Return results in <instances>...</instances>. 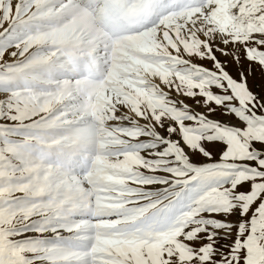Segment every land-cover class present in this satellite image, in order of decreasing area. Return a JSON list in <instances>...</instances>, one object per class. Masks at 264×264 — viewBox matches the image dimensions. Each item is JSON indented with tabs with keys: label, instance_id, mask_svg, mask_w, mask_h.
<instances>
[{
	"label": "snow or ice",
	"instance_id": "6c2138e0",
	"mask_svg": "<svg viewBox=\"0 0 264 264\" xmlns=\"http://www.w3.org/2000/svg\"><path fill=\"white\" fill-rule=\"evenodd\" d=\"M84 29L157 107H77ZM0 264H264V0H0Z\"/></svg>",
	"mask_w": 264,
	"mask_h": 264
},
{
	"label": "rangeland",
	"instance_id": "374dc122",
	"mask_svg": "<svg viewBox=\"0 0 264 264\" xmlns=\"http://www.w3.org/2000/svg\"><path fill=\"white\" fill-rule=\"evenodd\" d=\"M70 21L71 19L66 20L65 23ZM77 37H81V39L77 38L71 40L70 44H80L77 43L79 40L82 44H86L89 49L79 52L75 51L74 53L67 50L66 45L61 46L59 49V55L61 56L62 61L67 63V66H64V69H67L68 71L70 70V73L72 74L69 77V80L71 81L70 83H66L65 81L64 83L66 84H64L63 81L61 82L63 86L70 89L71 93H75L73 99L76 105L79 107L83 106L88 110V113L91 114L97 104V97H99L101 100H105L107 105H110L117 110H119V106L123 104L127 109L125 115L132 117L133 120L136 119L134 112L139 114L141 107L144 109V114L147 115L150 108L158 106L160 101L154 96L144 93L141 88L137 87V85L141 80H146L154 88L163 90L159 77H165L166 79L171 80L172 77L170 74L161 73L159 68L154 66L142 67L139 71H136L135 67H133L132 71L125 78L127 86L125 87L123 84L119 85L120 92L119 95H117V93L112 90V86L107 83L114 71L113 57L111 58L110 56H107V54L99 55L101 52L98 51V46L101 45L104 40V38H101V33L98 30L92 32L83 30L82 32L77 33ZM113 43H108L111 44V48ZM91 50L93 52V57L91 55L92 60L88 58L90 56L87 58L82 56H86ZM110 53H112V51H110ZM167 54L165 48L160 49V55L163 56ZM85 69H88V71L84 72ZM150 91L151 89H149V92ZM83 114L84 113H81L80 115ZM80 115H74L71 119L79 120ZM141 123H143V121H141ZM109 124L110 121L106 117L104 127H109ZM53 145L54 144L50 146L55 147V145ZM47 153L50 154V156L57 154L55 149H52ZM47 153H44V155ZM42 159L45 161L44 157Z\"/></svg>",
	"mask_w": 264,
	"mask_h": 264
},
{
	"label": "bare ground",
	"instance_id": "6f19581e",
	"mask_svg": "<svg viewBox=\"0 0 264 264\" xmlns=\"http://www.w3.org/2000/svg\"><path fill=\"white\" fill-rule=\"evenodd\" d=\"M71 23H72V21H70V22H67L66 24H69V25H71ZM84 31H87V32H92V31H94V30H90V29H84ZM95 31H97V30H95ZM100 33H101V38H104V40H103V43L101 44V45H99L98 47H99V52H101V54L99 53V55H102V54H107V56H113L112 55V53H110V51H111V44H108V43H113V41H112V36L111 35H109V34H107V33H104L103 31H100V30H98ZM77 38H80L81 39V37H77L76 36V38H74V39H77ZM74 39H72V40H74ZM102 40V39H101ZM77 43H80V44H76V45H73V43L72 44H70V42L68 43V44H66V47H67V50H69V51H71L72 53H74L75 51H80L78 48L80 47V46H83L84 47V50L85 49H89V47L86 45V44H82L79 40H78V42ZM96 47V46H95ZM67 50H65V51H67ZM88 53V52H87ZM83 57H85L84 55H82ZM79 57V56H78ZM63 65L64 66H67V63H64L63 62ZM71 65V64H70ZM87 66V65H86ZM83 69V68H82ZM88 70V69H87ZM72 74L70 73V70L68 71L67 69H64V72H63V74L61 75V77H60V79H61V81H63V83L66 81V83H70L71 81L69 80V77L71 76ZM62 83V82H61ZM66 83H64V84H66ZM87 87H89V86H87ZM94 88V87H93ZM78 106V105H77ZM79 107V106H78ZM55 145V144H54ZM53 145V146H54ZM52 146V145H51ZM50 146V148H49V150H47L45 153H47V152H50V150H52V149H55V147H51ZM54 156V157H53ZM56 156H57V154L56 155H51L50 156V154H45V155H43V157L45 158V162H47V161H53L55 158H56Z\"/></svg>",
	"mask_w": 264,
	"mask_h": 264
}]
</instances>
